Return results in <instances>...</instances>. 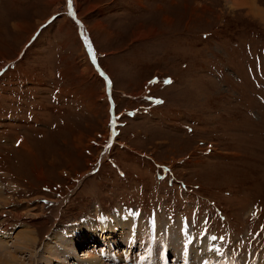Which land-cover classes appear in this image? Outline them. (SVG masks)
Here are the masks:
<instances>
[{
  "label": "rangeland",
  "instance_id": "obj_1",
  "mask_svg": "<svg viewBox=\"0 0 264 264\" xmlns=\"http://www.w3.org/2000/svg\"><path fill=\"white\" fill-rule=\"evenodd\" d=\"M67 1L0 0V264H264V0Z\"/></svg>",
  "mask_w": 264,
  "mask_h": 264
},
{
  "label": "bare ground",
  "instance_id": "obj_2",
  "mask_svg": "<svg viewBox=\"0 0 264 264\" xmlns=\"http://www.w3.org/2000/svg\"><path fill=\"white\" fill-rule=\"evenodd\" d=\"M57 215V213L55 214ZM8 224L5 222H0V236L2 235V237H4V235H7L9 230H8ZM3 231V232H2ZM95 233L99 232L100 234H102L105 237H109L110 239H115L117 234L116 229H114L112 226H108V225H103V224H98V226L95 227ZM97 234V233H96ZM30 236V235H29ZM21 237V236H20ZM35 241V240H34ZM134 238H131V240H128V245H132V243L134 242ZM24 245V244H23ZM24 247V246H23ZM21 248V246H20ZM6 248L4 246L0 247V250H3ZM34 251V250H33ZM35 252V251H34ZM33 252V253H34ZM80 255V253H78ZM4 257V256H3Z\"/></svg>",
  "mask_w": 264,
  "mask_h": 264
},
{
  "label": "crops",
  "instance_id": "obj_3",
  "mask_svg": "<svg viewBox=\"0 0 264 264\" xmlns=\"http://www.w3.org/2000/svg\"><path fill=\"white\" fill-rule=\"evenodd\" d=\"M141 75V74H140Z\"/></svg>",
  "mask_w": 264,
  "mask_h": 264
}]
</instances>
